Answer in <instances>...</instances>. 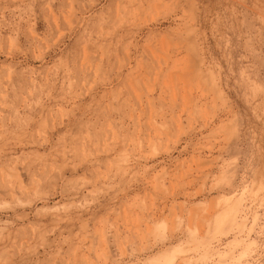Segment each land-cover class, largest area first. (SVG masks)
I'll return each instance as SVG.
<instances>
[{"label": "rangeland", "instance_id": "374dc122", "mask_svg": "<svg viewBox=\"0 0 264 264\" xmlns=\"http://www.w3.org/2000/svg\"><path fill=\"white\" fill-rule=\"evenodd\" d=\"M0 264H264V0H0Z\"/></svg>", "mask_w": 264, "mask_h": 264}]
</instances>
